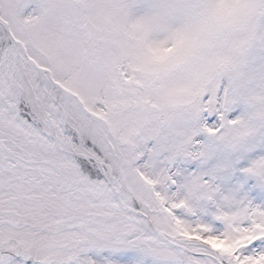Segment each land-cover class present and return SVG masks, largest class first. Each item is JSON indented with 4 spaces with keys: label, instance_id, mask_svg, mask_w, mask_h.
<instances>
[{
    "label": "snow or ice",
    "instance_id": "obj_1",
    "mask_svg": "<svg viewBox=\"0 0 264 264\" xmlns=\"http://www.w3.org/2000/svg\"><path fill=\"white\" fill-rule=\"evenodd\" d=\"M0 264H264V0H0Z\"/></svg>",
    "mask_w": 264,
    "mask_h": 264
}]
</instances>
